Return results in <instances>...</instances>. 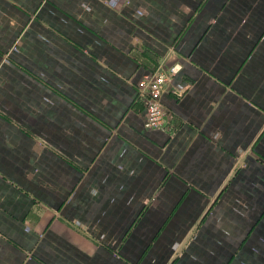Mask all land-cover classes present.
<instances>
[{"label": "crops", "instance_id": "obj_1", "mask_svg": "<svg viewBox=\"0 0 264 264\" xmlns=\"http://www.w3.org/2000/svg\"><path fill=\"white\" fill-rule=\"evenodd\" d=\"M0 264H264V0H0Z\"/></svg>", "mask_w": 264, "mask_h": 264}, {"label": "built area", "instance_id": "obj_2", "mask_svg": "<svg viewBox=\"0 0 264 264\" xmlns=\"http://www.w3.org/2000/svg\"><path fill=\"white\" fill-rule=\"evenodd\" d=\"M180 67L172 65L167 69H155L148 71L136 81V88L141 96L146 98L145 104V126L148 128L159 127L170 110L160 100L162 91L173 74Z\"/></svg>", "mask_w": 264, "mask_h": 264}]
</instances>
